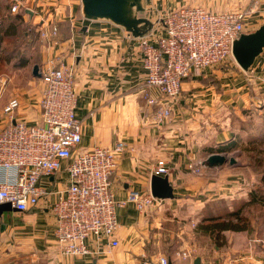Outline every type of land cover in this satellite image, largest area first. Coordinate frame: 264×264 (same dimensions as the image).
Segmentation results:
<instances>
[{
  "label": "crops",
  "instance_id": "0c3cea01",
  "mask_svg": "<svg viewBox=\"0 0 264 264\" xmlns=\"http://www.w3.org/2000/svg\"><path fill=\"white\" fill-rule=\"evenodd\" d=\"M23 2L29 9L20 21L39 36L31 49L10 48L17 24L9 22L0 46V129L9 122L3 107L13 97L19 107L12 122L39 120L42 81L32 75V67L59 57L73 71L75 113L82 125L79 149L123 144L118 166L110 175L115 199H124L130 190L150 193L153 169L160 159L169 167L166 176L174 197L144 212L132 203L118 208L115 238L119 244L105 251V245L95 241L93 253L82 256H65L57 249L55 219L49 209L54 195L47 201L40 199L26 212L4 211L0 264H160L161 257L167 258V264H194L196 259L199 264H264V197L254 196L247 164H203L212 153L225 154L216 148L233 137L210 124L221 119L223 104L234 100L259 108L264 96V51L248 71L229 63L226 68L213 66L192 73L182 82L170 117L158 124L156 107L144 98L146 93H159L145 84L139 37L110 20L84 19L81 0ZM142 5L144 10L137 16L150 22L151 42L164 32L159 19L182 6L245 11L246 33L264 23V0H142ZM52 23L57 25V36L42 37L39 30ZM23 57L25 64L16 66ZM67 180L62 168L58 177L41 182L49 189H60ZM227 219L245 227L222 230L218 237L216 230L207 228ZM182 252L190 256L183 258Z\"/></svg>",
  "mask_w": 264,
  "mask_h": 264
},
{
  "label": "built area",
  "instance_id": "2783aa9c",
  "mask_svg": "<svg viewBox=\"0 0 264 264\" xmlns=\"http://www.w3.org/2000/svg\"><path fill=\"white\" fill-rule=\"evenodd\" d=\"M7 1L12 14L29 9L23 0ZM245 18V11L212 12L201 6H182L159 19L164 32L155 42L148 35L139 37L145 84L159 93H146L144 98L147 105L156 107L158 124L170 117L186 78L232 56L233 41L246 33ZM39 32L54 39L58 28L52 23ZM39 73L42 90L38 121H11L19 107L16 97L3 107L9 122L0 129V204L9 203L16 211L26 212L40 199L47 201L54 195L49 209L55 219L58 251L65 256L90 255L95 241L109 251L119 244L115 238L118 208L132 203L144 212L161 206L163 200L137 190H130L122 200L115 199L110 175L118 166L123 144L79 149L82 125L75 113L72 68L53 57L39 67ZM62 168L68 174L64 187L49 189L42 184V179L58 177ZM153 174H169L165 160L156 162ZM189 256L190 252L181 253L183 258ZM167 263V258H160V264Z\"/></svg>",
  "mask_w": 264,
  "mask_h": 264
},
{
  "label": "water",
  "instance_id": "95a60500",
  "mask_svg": "<svg viewBox=\"0 0 264 264\" xmlns=\"http://www.w3.org/2000/svg\"><path fill=\"white\" fill-rule=\"evenodd\" d=\"M83 18L86 20L106 19L124 27L133 36L147 35L150 22L144 17H138V13L144 10L142 0H81ZM264 51V23L251 33H242L232 44V56L236 64L248 71L256 58ZM32 75L40 77L39 66L32 67ZM203 164L209 167H221L224 165L235 167L239 165L236 157L223 153L208 155ZM150 193L159 199L173 198V188L166 175L153 174L150 182ZM15 211L9 203L0 204V214L4 211ZM199 264V259L194 261Z\"/></svg>",
  "mask_w": 264,
  "mask_h": 264
},
{
  "label": "rangeland",
  "instance_id": "374dc122",
  "mask_svg": "<svg viewBox=\"0 0 264 264\" xmlns=\"http://www.w3.org/2000/svg\"><path fill=\"white\" fill-rule=\"evenodd\" d=\"M7 10L6 2L0 0V13L5 11L6 14H8ZM9 21H16L17 24L16 36L10 38L13 41L12 44H9L10 48L15 47L19 51L27 48L31 49L39 33H37L35 28L31 25H27L24 21H20V16L8 19L4 23L3 29L9 24ZM26 32L28 34H26ZM31 38H33V40L29 41ZM229 63L236 64L233 56L227 57L225 60L216 64L215 67L224 66V68H226ZM263 99L264 96L261 97L259 108L253 105L249 106V104L245 102L238 104L234 100H227L221 108V119L219 121L210 122L214 128L220 131L226 130L227 133L236 136V139L239 141L238 147L225 154L233 155L239 163L247 164L246 175L251 182L252 191L256 197H264ZM242 105H245V107L242 108Z\"/></svg>",
  "mask_w": 264,
  "mask_h": 264
},
{
  "label": "trees",
  "instance_id": "16d2710c",
  "mask_svg": "<svg viewBox=\"0 0 264 264\" xmlns=\"http://www.w3.org/2000/svg\"><path fill=\"white\" fill-rule=\"evenodd\" d=\"M2 1H5L6 2V6L8 8L7 13H9V14H6L5 11H3V12L0 13L1 14L0 19H1V22H2L1 27H0V46H1V42L6 37L7 29L9 27V25L11 24V23L7 24V26L5 27V29H3L4 23L8 19H11V17H10V6H9L8 1L7 0H2ZM15 15L16 16H20V17L21 16H25L26 15V11H25V9H21L18 13H15ZM11 22L14 23L15 21H11ZM10 43H11V39H9V44ZM22 60H24V57L23 58H20L19 63H17L16 66H21L22 64H25L26 60L25 61H22ZM238 145H239V141L236 139V136H233L229 141L225 142L222 145H219L216 148V151L217 152H228V151H231V150L237 148ZM244 227H245V225H241L239 221L233 222L231 219H227V220H223V221H214L213 223H209L207 225V228H209V229L211 228L212 230H216V237L219 236V234H220V232L222 230H242ZM201 228H204V227H201Z\"/></svg>",
  "mask_w": 264,
  "mask_h": 264
}]
</instances>
